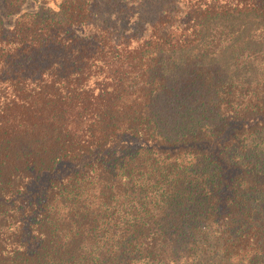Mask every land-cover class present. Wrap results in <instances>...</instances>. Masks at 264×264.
I'll list each match as a JSON object with an SVG mask.
<instances>
[{
    "label": "trees",
    "instance_id": "1",
    "mask_svg": "<svg viewBox=\"0 0 264 264\" xmlns=\"http://www.w3.org/2000/svg\"><path fill=\"white\" fill-rule=\"evenodd\" d=\"M0 264H264V0H0Z\"/></svg>",
    "mask_w": 264,
    "mask_h": 264
},
{
    "label": "rangeland",
    "instance_id": "2",
    "mask_svg": "<svg viewBox=\"0 0 264 264\" xmlns=\"http://www.w3.org/2000/svg\"><path fill=\"white\" fill-rule=\"evenodd\" d=\"M176 73H183L181 69H177ZM199 92L197 93V110L198 109V104L201 102V100H204V98H200L199 96ZM175 102V101H172ZM192 102H189V104ZM167 106H163L164 110H163V114L166 116V120L165 122L168 124V126H172L173 124L176 123V120L178 119V115H179V111H178V107L177 104L175 103H171L169 106L168 104H166Z\"/></svg>",
    "mask_w": 264,
    "mask_h": 264
}]
</instances>
